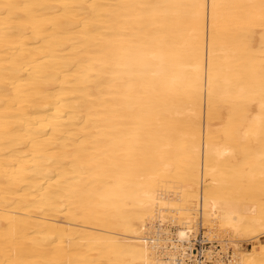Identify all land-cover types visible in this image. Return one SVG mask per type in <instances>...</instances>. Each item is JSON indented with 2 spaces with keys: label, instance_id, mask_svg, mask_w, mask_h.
Returning <instances> with one entry per match:
<instances>
[{
  "label": "bare ground",
  "instance_id": "1",
  "mask_svg": "<svg viewBox=\"0 0 264 264\" xmlns=\"http://www.w3.org/2000/svg\"><path fill=\"white\" fill-rule=\"evenodd\" d=\"M199 228L264 264V0H0V264H196Z\"/></svg>",
  "mask_w": 264,
  "mask_h": 264
},
{
  "label": "rangeland",
  "instance_id": "2",
  "mask_svg": "<svg viewBox=\"0 0 264 264\" xmlns=\"http://www.w3.org/2000/svg\"><path fill=\"white\" fill-rule=\"evenodd\" d=\"M171 231L174 230L173 227L170 228ZM201 229V230H200ZM203 229L202 228H199V231L196 233L195 237L191 239L192 241V246L194 247V252L196 253L195 254V257H196V264H202V261H203V258H204V255L202 254V250L208 246L210 243H206L205 240H204V237H203ZM214 245H216L217 243H213ZM249 245H245V247H248ZM217 248H219L218 245H216ZM202 260V261H201ZM208 264H210V262H208Z\"/></svg>",
  "mask_w": 264,
  "mask_h": 264
}]
</instances>
